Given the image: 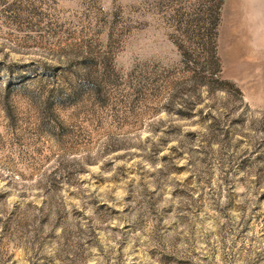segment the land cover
<instances>
[{"label":"rangeland","instance_id":"1","mask_svg":"<svg viewBox=\"0 0 264 264\" xmlns=\"http://www.w3.org/2000/svg\"><path fill=\"white\" fill-rule=\"evenodd\" d=\"M0 264H264V0H0Z\"/></svg>","mask_w":264,"mask_h":264}]
</instances>
